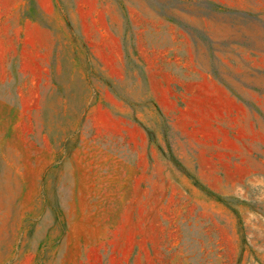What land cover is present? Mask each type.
Returning a JSON list of instances; mask_svg holds the SVG:
<instances>
[{
	"label": "rangeland",
	"instance_id": "374dc122",
	"mask_svg": "<svg viewBox=\"0 0 264 264\" xmlns=\"http://www.w3.org/2000/svg\"><path fill=\"white\" fill-rule=\"evenodd\" d=\"M0 264H264V0H0Z\"/></svg>",
	"mask_w": 264,
	"mask_h": 264
}]
</instances>
